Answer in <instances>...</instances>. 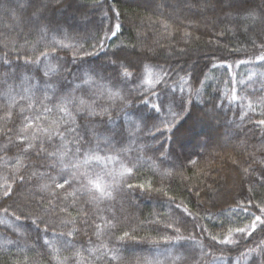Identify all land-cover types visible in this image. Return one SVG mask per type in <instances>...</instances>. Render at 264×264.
I'll list each match as a JSON object with an SVG mask.
<instances>
[{
  "label": "trees",
  "instance_id": "obj_1",
  "mask_svg": "<svg viewBox=\"0 0 264 264\" xmlns=\"http://www.w3.org/2000/svg\"><path fill=\"white\" fill-rule=\"evenodd\" d=\"M42 28L66 30L99 44L89 60L113 79L121 80L125 71L138 75L147 66L159 67L162 74L153 94L187 80L193 96L171 132L164 127L145 135L141 144L152 143L148 147L159 164L135 167L125 183L116 181L110 197L99 199L56 187L63 182L54 171L44 170L54 165L48 147L23 151L9 144L19 116L1 104L0 144L9 146L0 151V161L9 160L11 195L0 193V213L48 233L74 232L78 246L93 242L100 226L105 242L119 248V257L105 259V264H141L149 247L176 236L199 241L206 260L252 254L261 256L256 264H264V231L259 227L250 236L233 233L236 242L224 245L218 241L225 237L213 240L205 224V215L239 212V203L248 207L243 213L250 217L261 215L257 205L264 207V125L253 114L228 132V114L215 81L220 67L261 61L264 0H0V59H33L30 40ZM148 96L132 97L131 105ZM118 127L119 137L125 129ZM16 155L20 159L14 163L10 159ZM0 237L14 234L0 225ZM40 252L45 264H52L48 252ZM17 260L13 252L0 251V264H19Z\"/></svg>",
  "mask_w": 264,
  "mask_h": 264
},
{
  "label": "rangeland",
  "instance_id": "obj_2",
  "mask_svg": "<svg viewBox=\"0 0 264 264\" xmlns=\"http://www.w3.org/2000/svg\"><path fill=\"white\" fill-rule=\"evenodd\" d=\"M61 41L73 47H61ZM30 45L34 58L28 61L38 60V64L0 59V105L12 108L19 116L18 128L9 144L20 145L23 151L48 147L50 153H55L50 155L54 165L44 170L54 171L56 178L63 183L65 176L71 178L74 175L71 186H65L75 195H100L99 192L90 194L87 191L85 173L112 193L116 189V181L122 179L123 184L130 177L126 169L133 171L139 165L159 164L155 151L151 152L148 147L152 143L147 146L141 143L146 134L157 130L156 126L166 129L168 125L164 121L173 124L179 115L186 112V102L193 96L187 80L153 94L151 91L162 74L159 67L147 66L138 75L113 79L102 70V66L89 60L92 55H85V51L95 53L99 44L82 40L66 30L40 31L30 40ZM81 48L84 51H80ZM45 52L50 53L48 58L43 56ZM220 68L215 81L221 91L220 104L228 114L226 130L234 133L245 118L246 121L252 120L253 114H257L259 120L264 119V61ZM46 70L49 71L48 76L44 75ZM149 72L153 81L151 85L145 83ZM117 92L119 96L114 95ZM143 94L149 95L146 101L131 105L132 97ZM233 95L237 99H232ZM154 104L160 106V111L153 108ZM46 108L51 111H46ZM169 109L179 115L174 117ZM7 113L12 114L13 111L9 109ZM111 114L118 116L110 119ZM118 126L125 129L119 137ZM163 136L164 133L161 138ZM9 144H0V151L7 149ZM29 144L32 147H28ZM88 156L102 159H91L85 164ZM19 159L16 155L10 160L17 163ZM8 163V158L0 161V193L8 186ZM77 164L79 167H73ZM205 221L207 231L221 238L228 235V229L249 224L251 217L243 212L229 211L219 216L207 214ZM0 225L14 234V238L0 237V251L13 252L19 264L29 261L37 264L38 257L39 264H45L40 249L48 252L52 264H105V259L119 257V248L105 242L108 238L104 239L99 232L100 226L93 242L78 246L73 242L74 232L66 235L48 233L4 213H0ZM205 254L199 241L176 236L164 244L149 247L140 263L256 264L261 257L248 254L234 259L216 257L206 260Z\"/></svg>",
  "mask_w": 264,
  "mask_h": 264
},
{
  "label": "snow or ice",
  "instance_id": "obj_3",
  "mask_svg": "<svg viewBox=\"0 0 264 264\" xmlns=\"http://www.w3.org/2000/svg\"><path fill=\"white\" fill-rule=\"evenodd\" d=\"M249 15L252 16L253 19L256 18L253 13H249ZM116 28L118 30L120 28V25L117 24L116 25ZM41 31L42 32H46L47 29L46 28H42ZM112 35H115V32H113ZM59 43H60V46L61 47H73L72 45H65L62 41L59 42ZM79 50L80 51H84L82 48L79 49ZM93 54L94 53H88L87 51H85V55H93ZM43 56L45 58H48L50 56V53L45 52V53H43ZM259 59L261 61H264V55L260 56ZM29 63L38 64L39 61L38 60H36V61H28V60H25V64H29ZM44 75L45 76H48L49 75V71L46 70L44 72ZM124 75H125V77H128L131 74L129 72L125 71L124 72ZM89 79H90V77H89ZM145 83H147L149 85H151L153 83V81L151 79V73L150 72H149V78L145 81ZM114 95L119 96V92L115 93ZM45 99H48L47 95H45ZM232 99H237V97L235 95H233L232 96ZM153 108L156 111H160V106L159 105H155L154 104L153 105ZM45 110L46 111H51V109H48V108H46ZM61 110L62 111H66V109H63V108ZM169 111H170V113L174 117H176V116L179 115L177 113L172 112L171 109H169ZM25 119H27V117H25ZM164 123L168 125L166 130L169 131V132H171L172 129L175 127V124H169L167 121H164ZM257 123L260 124V125H264V119L258 120ZM30 126L31 125H28V127H30ZM156 127H157V131H159L160 130L159 129V126H156ZM70 130L74 132L75 131V128H71ZM49 139H51V137H49ZM28 147H32V145L29 144ZM77 151H79V150L77 149ZM37 155H39V153H37ZM49 155H55V153L54 152L53 153H49ZM91 159L101 160L102 158L99 157V156H88V157L85 158L84 163L85 164L89 163V161ZM193 163H195V162L193 161ZM64 167L67 168L68 166L67 165H64ZM73 167H79V165L78 164L77 165H73ZM243 171H244V173H247L248 172V169L245 168V169H243ZM126 172L128 174H131L132 169L131 168L126 169ZM85 176H86V178L88 180L87 185H85V187L87 188V191L90 194H92L94 192H99V194H100L99 197L93 196L94 199H99V198H101L103 196H109V197L111 196V192L107 191V188L105 186H102V184L98 180L92 179L90 176H88L87 173H85ZM19 179L21 181H23L25 178L23 176H21V177H19ZM72 179H75V176L74 175H72L71 178H69V176H65L64 177V183H57L56 184V187L63 189L65 187V184H68L69 186H71V180ZM53 180L55 182V178H53ZM262 186H264V185H262ZM41 187H42V189H46L48 187V185L45 184V185H42ZM128 187H132V185L129 184ZM139 187H142L143 188L144 185H140ZM149 187H150V185H149ZM249 191H252V189L249 188ZM68 194L69 195H75V192H71V193H68ZM5 195L6 196L11 195V191H10V188L9 187H5ZM248 203H251V201L249 200ZM262 203H264V201H262ZM257 207H259V210L261 212V215H255V213H251L250 215H251L252 219H251V222L249 224H247L246 226H243V227H235V228L228 229V235L225 236L224 239H220L218 242L220 244H224V245H227V244H230V243H234L236 241L233 239V233L240 234L241 236H244V235L250 236L253 232L256 231V229L258 227L261 229V231H264V207H260L259 205H257ZM237 208H238L239 212H248V207L244 203H239L237 205ZM16 219L19 220V217H16ZM124 235L125 236H128L129 233L125 232ZM212 239L213 240H216L217 237L213 236Z\"/></svg>",
  "mask_w": 264,
  "mask_h": 264
}]
</instances>
